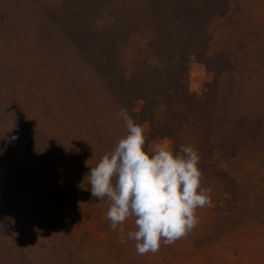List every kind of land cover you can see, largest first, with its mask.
I'll return each mask as SVG.
<instances>
[{
	"label": "rangeland",
	"instance_id": "374dc122",
	"mask_svg": "<svg viewBox=\"0 0 264 264\" xmlns=\"http://www.w3.org/2000/svg\"><path fill=\"white\" fill-rule=\"evenodd\" d=\"M73 1L0 0V149L33 170V160L19 141L22 128L27 131V121L32 122V137L74 185L81 207L65 223L44 227L37 190L24 197L10 226L0 231V264H264V0H229V13L204 31L207 45L191 39L181 21L168 27V43L163 41L159 50L165 46L171 58L181 53L189 60L186 83L192 94L201 96L219 73L210 132L231 133L241 150L230 170L210 160L202 166L199 124L176 116L181 144L199 152L203 186L212 189V205L198 210L199 224L186 237L145 255L136 253L134 241L120 242L121 234L110 228L108 202L93 198L90 186L83 190L78 185L90 171L85 161L94 154L102 157L126 135L119 116L122 104L96 63L111 59L120 84L133 60L146 54L138 48L145 44L142 35H131L147 21L135 12L137 0L83 4L77 17L95 44L85 48L81 38L69 37L61 18ZM118 25L116 41L98 53L96 46L104 38L90 32ZM192 45L210 58V68L190 56ZM38 117L44 129L35 122ZM259 118L260 127L246 136V126L253 128ZM63 125L70 127L51 133V127ZM144 129L146 133L148 126ZM161 141L174 149L167 138L149 146ZM124 227L126 232L134 230V218Z\"/></svg>",
	"mask_w": 264,
	"mask_h": 264
},
{
	"label": "trees",
	"instance_id": "16d2710c",
	"mask_svg": "<svg viewBox=\"0 0 264 264\" xmlns=\"http://www.w3.org/2000/svg\"><path fill=\"white\" fill-rule=\"evenodd\" d=\"M137 1L135 12L138 14V18L143 17L147 22L138 24L136 26L138 31L134 32L131 37L142 35L139 38L145 44H138V48L146 54L133 60L132 70L129 74L123 75L120 84L118 81L115 82V75L111 71L113 69L111 59L108 58L106 63H102L99 59L101 62L96 63L98 69L107 73V78L113 84L112 90L119 98L122 108L128 109L129 115L136 123L143 127L148 126L145 133L146 150L153 140L167 138L173 142L174 150L179 151L181 142L178 131L180 128L177 126L176 116L180 115L184 116L187 124H191V122L199 124L196 130L201 135V165L204 166L208 160L212 163L216 161V163L225 166L224 169L230 170L241 150L238 146L239 141L231 133L212 135L210 132L218 105L219 73H216L213 82L206 85L204 93L197 96L189 91L186 83L189 60L187 61L181 53L177 58H171L164 52V49L167 48L165 46L161 49L163 52L159 50L162 42H167L168 27L172 26L171 23L175 21H181L187 26L191 39L207 45L204 39L205 29L210 23L229 13L230 1ZM95 2L96 0H75L62 12L64 17L61 16L64 19V26L70 29L69 37L72 39L77 37L78 41L81 38L85 48L95 47V44H90L82 29L80 18L77 16L81 12L83 4H95ZM139 20L141 19H138V22H140ZM119 28L121 27L118 25L107 31L98 29L90 32L91 35L95 34L99 38H104L103 42L96 46L98 53L106 52L111 48L120 32ZM191 48L193 49H191L190 56L201 58L210 68V58L206 57L205 52L198 53L195 45H192ZM138 103H141L140 109H137ZM37 121L44 129L45 126L42 125L40 117L35 122ZM29 124L32 122L27 121L28 126H30ZM261 124L262 120L259 118L253 128L251 124L250 127L247 125L246 136H251ZM28 126L27 131L22 128L19 141L25 146L33 160V170L26 167L19 159L9 156L0 149V231H4L10 226L24 197H29L35 190L38 192L36 204L40 212L41 225L44 227L52 223L63 224L81 211L74 185L62 176L42 144L32 137ZM68 127L70 126L63 125L57 128L53 126L50 131L54 133ZM100 158V156L96 157L93 160V165ZM230 180L235 183L234 178Z\"/></svg>",
	"mask_w": 264,
	"mask_h": 264
},
{
	"label": "clouds",
	"instance_id": "9594fccd",
	"mask_svg": "<svg viewBox=\"0 0 264 264\" xmlns=\"http://www.w3.org/2000/svg\"><path fill=\"white\" fill-rule=\"evenodd\" d=\"M119 116L126 135L95 165V154L85 161L90 171L78 187L90 186L93 198L108 202L106 219L121 234L120 242L134 241L138 255L155 254L197 227L198 210L212 205V189L203 186L201 158L193 145L181 144L175 151L161 141L146 150L144 127L127 108ZM133 218L134 230L126 232L124 225Z\"/></svg>",
	"mask_w": 264,
	"mask_h": 264
}]
</instances>
